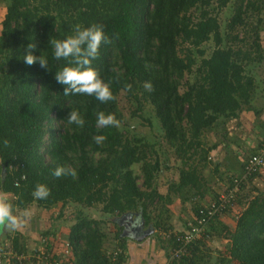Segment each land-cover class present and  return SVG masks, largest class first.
<instances>
[{
    "label": "trees",
    "instance_id": "obj_1",
    "mask_svg": "<svg viewBox=\"0 0 264 264\" xmlns=\"http://www.w3.org/2000/svg\"><path fill=\"white\" fill-rule=\"evenodd\" d=\"M0 5L6 8L0 23V193L9 197L13 214L23 216L32 206L49 213L58 206H73L75 223L61 240L62 246L72 247V257L63 264H123L132 235L106 234L101 230L105 221L88 212L102 206L105 217L140 213L144 225L172 230L168 222L151 217L150 207L158 201L168 213L173 199L158 191L157 178L174 168L175 159L179 179L171 183V194L182 196L183 204L190 203L198 215L209 192L202 172L219 144L230 141L223 128L246 108L260 113L255 100L264 99V81L261 86L257 78L264 63V0H0ZM225 12L230 15L222 27ZM77 24L99 26L110 40L101 44L91 67L109 85L113 100L64 96L63 86L54 79L55 71L68 62L52 58L49 41L72 35ZM29 43L35 45L33 55L42 52L48 59L49 70L23 63ZM212 43L208 52L205 47ZM122 93L136 107L133 118L146 107L153 111L168 147L164 160L128 125L119 108ZM70 109L82 115L83 127L67 123ZM98 112L112 114L118 126L98 127ZM213 131L219 141L209 145L207 136ZM96 136L104 137L99 145ZM58 166L76 175L56 178L52 171ZM241 174L230 176L231 187ZM38 184L49 189L44 200L32 196ZM217 198L218 193L211 201ZM220 218L210 223L208 239L215 233L228 235L231 249L222 263L264 264V192L233 217L234 231ZM56 232H39L42 241L48 238V251ZM10 237L17 256L29 254L22 230ZM111 237L117 244L109 251L105 243ZM206 241L194 246L192 259L176 264H200L197 255Z\"/></svg>",
    "mask_w": 264,
    "mask_h": 264
},
{
    "label": "rangeland",
    "instance_id": "obj_2",
    "mask_svg": "<svg viewBox=\"0 0 264 264\" xmlns=\"http://www.w3.org/2000/svg\"><path fill=\"white\" fill-rule=\"evenodd\" d=\"M5 14H6V8L3 5H0V23L3 17L5 16ZM229 15L230 14H228L227 12L221 15L220 20L222 21V27L226 25L227 23L226 17ZM261 37L264 42V31L261 34ZM205 48L208 50V52L211 51V49L213 48V43L208 44ZM257 75H258L257 78L259 79L261 86H263V83L261 82V80L264 81V65L263 64L259 67V73ZM119 105H120L119 106L120 110L122 111V113L128 120V125L132 127V130L134 131V133L138 136L144 137L147 141L153 144L155 147V150L158 152V156L161 157V160H164L165 158L163 157L162 153L164 151H167L168 147L166 143L163 142L161 126L157 122L156 118L154 117V114L151 108L150 107L144 108L143 112L139 113L137 117L133 118L132 115H133V112H135L136 107L135 105L129 102V100L125 97L124 93H122L120 96ZM255 106L257 110H262L261 108L264 107V99L258 97L255 100ZM246 122H249V120L246 119ZM235 126H236V121L231 120L223 128L224 133H227L229 138L233 137L232 135H230V133L234 131ZM241 128L243 129V125ZM133 131H131V133H133ZM234 135L237 136V138H233L234 141L232 143L235 144L236 146L233 145L232 147L237 148V152L239 153V155L240 153H244L245 155L244 158L251 156L253 153V150L250 148L246 149L244 141H242L243 139H241L242 133H237V134L234 133ZM207 140L209 142V145H213L214 143H217L219 141V137H216V132L213 131L208 134ZM229 143L227 142V144ZM258 143H261V141L259 140ZM227 144L226 146L221 143L219 144L218 148L214 151V153H211L212 154L211 156L212 158L210 160L211 165H209V167H207V169H205L202 172V175H203L202 177L204 178V182H205L204 187L205 188L207 187L209 191L206 194L205 199L202 200V203L205 202V204H208L215 197V195H217V193L219 194L223 191L225 187H229L230 185L228 181L230 179V176L233 177L236 170L237 171L240 170L239 171L240 174L243 171L240 169L239 162L236 161V159H238L239 161L241 159L237 158V156H235L232 151L230 150L226 151L222 149L219 150L220 148H224V147L228 149L229 146H227ZM227 153H229L230 155H229V158L227 159L228 161L226 160L225 162L222 160V157L224 155H227ZM168 154H169V159H172L171 154L170 153ZM241 161L240 163H242ZM176 165L180 166V163L176 161L175 159H172L171 167H174V168H172V170L170 172H167L166 174H160L157 178L158 191L162 194L170 193L173 199L172 204L169 205V207L167 208L168 213H164L162 211V208L164 207H162V205L160 204V202L158 203V201L154 203L152 207H150V211H152L151 217L162 224L164 223L166 224L167 222L168 224L174 223L173 220H175V216L178 212L180 203H182L183 205V202H182L183 197L180 196L179 198H177L178 194H171V190L169 189L171 183L177 182L179 179V172L177 170ZM133 169L136 171V174L140 173L139 166H135ZM142 184H143V179H140L139 185L142 186ZM263 192H264V167L261 173H259V175L256 178L250 179L248 181L247 185L240 192L241 194L238 195V197L240 198L239 201L241 202L238 201L236 203V206L234 207V209L231 211V213L227 215V217L229 216V218H225V222L223 223L229 224L231 226V230L234 231L235 225L237 224L236 223L237 219H233V217L235 218L238 215L240 216V214H242L244 210L246 209L249 203V200H251L252 198H254L255 196ZM187 207L189 208L191 207V205L189 204ZM101 209H102V206H97L95 207V209H90L88 214H90L93 217V219H96L98 221H105L104 222L105 224L101 226V230L108 235L114 236L116 232L118 233L121 232L122 233L121 236L123 237L124 236L123 232H125L124 226L129 227L131 225L134 229L137 230V232H135L136 233L135 236L137 237L136 239L138 240L145 238L148 234L153 233V232L155 233L157 237L159 236L162 238V236H160L162 234L159 231H163V230L161 228H158L161 230H158V229L154 230L151 224H148L147 226L144 225L145 221L140 215V213L139 214L131 213V214H126L122 216L114 215L111 217H107V216L105 217V215L101 212ZM164 209L166 210V208ZM32 211H33V215H35L34 219L40 220L43 218V220H46V222H48V226H52V228L51 229L49 228L48 231H53V230L56 231V229H58V232H56V234L54 235L55 236L53 240L54 242L52 243L55 245L58 253L60 254V260L62 261L65 260L64 250L66 249L64 245L62 246L61 240L67 239L70 233V227L74 225L73 223H75L72 220H73V217H75L77 214V209L73 208V206H67L65 207V209L61 208V206H58L53 209L54 212L51 215L49 212L44 211L42 209H38L36 206H34L32 208ZM179 211H182V213L180 214H183V212H185V209L183 210L180 209ZM29 215L28 217H31V215L30 216ZM168 215H169L170 220H168ZM32 225H35V221L33 222ZM128 230H131V229H128ZM13 232L14 231H12L11 234H13ZM112 238L113 237H111L105 243V248L109 251L112 250L117 244L114 242V240H112ZM8 240H11V237L4 239V246L0 245V248H2L3 250L9 248L11 249L10 251L13 254H15L12 248V240H11V243ZM8 242L10 244L9 246H7ZM162 242H164L165 245H167L165 241H162ZM206 242L207 243L205 245V248L204 249L202 248L203 250L200 251V254H199V256L201 255L203 258V261H201V264H203V262L207 258L209 259L207 264H223L221 261L223 256L226 255L228 251L231 249V241L228 238V235L226 233H223L220 235L215 233ZM59 244L61 245V247ZM37 245L38 247L36 246L32 247V250L29 252V254L25 255L26 257L25 259L22 260L21 263H18L17 261H15L16 264H45L38 257L39 255L44 253L42 242L38 243ZM45 249H47L46 246H45ZM11 261L12 260L9 261V264H12Z\"/></svg>",
    "mask_w": 264,
    "mask_h": 264
},
{
    "label": "clouds",
    "instance_id": "obj_3",
    "mask_svg": "<svg viewBox=\"0 0 264 264\" xmlns=\"http://www.w3.org/2000/svg\"><path fill=\"white\" fill-rule=\"evenodd\" d=\"M52 46V58L56 61L65 60L68 66L62 67L59 71H55V81L63 86L64 96L85 95L92 96L101 103L113 100V94L110 87L101 78L99 73L91 67V63L95 60L99 53L102 43H110L109 38L104 34L103 29L99 26L92 25L86 28L75 25L73 34L67 36L63 40L49 41ZM35 45L29 43L23 49V63L31 66L38 64L41 69L49 70V61L42 55H33ZM74 65V66H73ZM145 87H151L146 84ZM69 125L83 127L85 121L82 115L75 109H70L65 118ZM119 122L112 114L98 112L96 114V125L98 127L118 126ZM95 143L103 142V136H96ZM52 175L59 178L63 175L75 176L74 170L65 167H56L52 171ZM34 199L44 200L49 196V189L42 184H38L32 192ZM13 205L4 198H0V225L6 229L15 231L22 227L28 212L25 211L23 218L13 214Z\"/></svg>",
    "mask_w": 264,
    "mask_h": 264
},
{
    "label": "crops",
    "instance_id": "obj_4",
    "mask_svg": "<svg viewBox=\"0 0 264 264\" xmlns=\"http://www.w3.org/2000/svg\"><path fill=\"white\" fill-rule=\"evenodd\" d=\"M263 46H264V42H263ZM263 65H264V63H263ZM261 109L262 110H260L259 114H256L254 109H249V108H246L242 112H240L239 118L234 120V121H236V126L234 127V131L230 133V135H232L233 137L229 138L230 145H229L228 149L226 147H224V148H220L219 150H221V149L226 150V151L230 150L233 152V154L235 156H237V158L242 160V157L245 156L244 153H240V155H239V153L237 152V148L232 147L233 145H235L232 143L234 141L233 138H237V136H235L234 133L235 134L242 133L241 139H243L242 141H244L246 149L250 148L253 150V153H255L257 151L259 144H260V143H258L259 140L261 142L264 141V107ZM246 119L249 120V122H246ZM242 125H243V129L241 128ZM212 153H214V151ZM229 155H230L229 153H227V155H224L222 157V160L226 162V160L229 158ZM211 156H212V154H211ZM236 161L239 162V166L241 169L240 161L238 159H236ZM239 171L240 170H238V171L236 170V172L234 174H238ZM0 198H4L6 200L9 199L8 196L2 195L1 193H0ZM189 204H188V202L184 203L183 205H182V203H180L178 212L175 216V220H173L174 223L169 224L171 226L172 230L183 231L185 229V222L193 216L192 207H189V208L187 207ZM33 207L34 206H32L31 209L29 211H27L28 214L31 215V217H27L25 219V222L23 223V226L19 228L20 230H22L24 232L25 238L23 241L26 245L29 244V245H27V246L25 245V246L30 248V251L32 250L33 246L38 247L37 244L41 243L43 240L41 238L40 234H38V233L41 231H44V232L48 231L49 228L50 229L52 228V226H48V222H46V220H43V218L40 220L34 219L35 215H33V211H32ZM180 209L181 210L185 209V212H183V214H180V213H182V211H179ZM54 211H51L50 214L52 215ZM19 216H20V218H23V216H21V214H19ZM225 218H229V216L228 217L224 216V217L220 218L221 223L225 222ZM34 221H35V225H32ZM11 232H12V230L6 229L3 225H0V245L1 246H4V239L9 238L12 235ZM158 237L153 232V233L148 234L145 238H142L141 240L134 239L133 236L131 237L132 239H128L126 252L124 254L125 255V261L123 264H169L168 263V258L170 255L169 248L167 247V245H165L164 242H162L163 241L162 238L160 237L161 238L160 239ZM51 238H53V237L51 236ZM46 239H48V238H46ZM11 240H8V241L11 243ZM9 242H8L7 246L10 245ZM12 248H13V243H12ZM55 248H56L55 245L52 243L51 244V250H53ZM5 250H7V249H5ZM5 250L0 248V251H5ZM198 258L203 261V258L199 257L197 255V259ZM10 260H12L11 261L12 264L16 263L15 258H11V259L6 260L5 264H9ZM208 260L209 259L207 258V261ZM203 264H207V263L204 261Z\"/></svg>",
    "mask_w": 264,
    "mask_h": 264
},
{
    "label": "built area",
    "instance_id": "obj_5",
    "mask_svg": "<svg viewBox=\"0 0 264 264\" xmlns=\"http://www.w3.org/2000/svg\"><path fill=\"white\" fill-rule=\"evenodd\" d=\"M244 164L241 176L233 179L232 187H225L218 194L216 200L202 206L198 215H193L191 219L185 222V229L183 231L170 230L160 232L162 240L166 242L169 248V264H176L186 259H192L194 257V246L208 239L210 223L216 218L222 217V215H228L234 209L238 201V195L241 194L240 192L247 185L248 181L264 167V143L260 145L256 154L246 157ZM46 243V240L42 241L44 253L38 257L46 261L44 262L45 264H63L62 260H60V254L58 252L55 253V249L50 251L45 249ZM64 246L66 249L64 250L65 259L72 257V247L70 244L66 243ZM10 250L8 248L5 251H0V264H5L6 260L11 258H15L18 263H21L25 259L26 256H17Z\"/></svg>",
    "mask_w": 264,
    "mask_h": 264
},
{
    "label": "flooded vegetation",
    "instance_id": "obj_6",
    "mask_svg": "<svg viewBox=\"0 0 264 264\" xmlns=\"http://www.w3.org/2000/svg\"><path fill=\"white\" fill-rule=\"evenodd\" d=\"M125 227V232H123L124 236H127V235H132L134 237V239H136L137 237L135 236L137 232L136 229H134L131 225L128 227V226H124ZM128 229H131V230H128Z\"/></svg>",
    "mask_w": 264,
    "mask_h": 264
},
{
    "label": "water",
    "instance_id": "obj_7",
    "mask_svg": "<svg viewBox=\"0 0 264 264\" xmlns=\"http://www.w3.org/2000/svg\"><path fill=\"white\" fill-rule=\"evenodd\" d=\"M152 232V231H151Z\"/></svg>",
    "mask_w": 264,
    "mask_h": 264
}]
</instances>
